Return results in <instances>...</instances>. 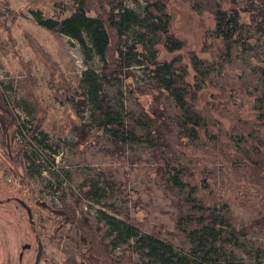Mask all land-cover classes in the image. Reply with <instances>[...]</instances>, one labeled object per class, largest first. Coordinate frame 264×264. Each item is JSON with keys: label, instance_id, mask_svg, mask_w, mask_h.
<instances>
[{"label": "trees", "instance_id": "obj_1", "mask_svg": "<svg viewBox=\"0 0 264 264\" xmlns=\"http://www.w3.org/2000/svg\"><path fill=\"white\" fill-rule=\"evenodd\" d=\"M187 1L195 13L213 21L207 32L215 40L219 54L229 56L226 60L258 44L259 38L251 29L252 0ZM60 7L71 12L49 16L32 9L31 13L40 26L67 35L82 49L86 69L76 86L65 89L67 102L79 111L77 114L85 105L95 134L111 145L126 150L130 144L143 143L162 152L171 188L181 198L176 227L186 240L185 245H176L144 229L138 214L131 218L128 212L123 217L104 208L106 193L110 189L122 190L104 170H99L85 182L83 191L86 201L103 203L96 208L95 217L81 215L65 195L59 196L58 206L42 202L56 222L54 234L67 226L78 229L79 236L66 232L76 244V253L69 254L64 264H264V246L252 242L248 237L250 228L240 227L235 218L231 198H238L236 192L230 190L227 195L221 190L208 195L201 190L206 187L200 188L198 175L194 179L191 159L171 162L165 151L167 140L173 136L195 158L205 160L213 149L231 166L240 160L241 171L231 167L227 180L234 179L240 190L257 196L262 206L258 222L264 225V141L253 137V127L264 133V93H252L246 104L239 105L228 97L220 108L227 114L220 115L231 118L234 124L230 131L221 132L218 121L222 117H211L199 107L200 91L211 81L209 62L189 48L188 40L177 35L170 0H134L129 4L126 0H70L69 6ZM261 64L264 65V56ZM190 66L194 71L192 80ZM139 80L172 99L176 112L165 116V112L146 108L141 102L145 93ZM4 90L0 86V130L4 134L12 130L15 148L5 139L0 142L10 155L18 153L28 177L25 160L31 161L27 150L30 137L41 143L47 139L36 107L39 102L33 100L31 110L35 111L30 113L34 120L28 124L26 118L20 120ZM126 90L139 105L141 102L135 112L127 105ZM253 118L254 122L249 121ZM206 141L215 147H201ZM132 252L139 257L137 262Z\"/></svg>", "mask_w": 264, "mask_h": 264}, {"label": "rangeland", "instance_id": "obj_2", "mask_svg": "<svg viewBox=\"0 0 264 264\" xmlns=\"http://www.w3.org/2000/svg\"><path fill=\"white\" fill-rule=\"evenodd\" d=\"M126 1L129 4L134 0ZM60 4L69 6L70 0H0V86L5 89V96L20 120L26 118L28 124L34 120L30 112L35 111L31 110L32 102L37 99L42 131L47 135L43 143L30 137L27 150L31 161L25 160L28 177L18 153L14 151L10 155L0 142V264H35L38 252L36 234L43 244L39 264H64L69 254L76 253V244L66 232L79 236L77 227L67 226L54 234L56 222L42 204L44 201L58 206L59 196L64 195L79 208L81 215L86 213L95 217L96 208L104 203V208L119 216L125 217L130 212L134 218L138 214L144 229L169 238L176 245H185V237L176 227L181 198L171 188L162 152L143 143L130 144L126 150L111 145L95 134L85 105L79 107L80 113L77 114L79 111L72 109L67 102L65 89L69 85L76 86L86 69L82 49L67 35L40 26L31 13L32 9H40L49 16L68 15L71 11L63 10ZM249 5L253 11L252 34L259 38V42L249 51L226 60L229 56L225 52L219 54L215 40L207 32L213 21L195 13L187 0H170L177 35L188 40L189 48L209 62L211 81L200 91L199 107L205 108L211 117H222L218 121L221 132L230 131L234 124L231 118L220 115L227 114L220 108L228 97L239 105L246 104L252 93H264V65L261 64L264 56V0H252ZM182 52L188 55L186 50ZM190 69L189 80H192V66ZM139 85L144 89L141 102L146 108L165 112V116L176 112L174 102L165 93L155 91L141 80ZM126 97L129 109L134 112L142 106L140 101L139 105L137 100L128 96L127 90ZM23 106H28V110ZM227 109L231 110L232 106ZM249 121L254 122V118ZM253 128V137L264 141L263 129ZM1 139L15 148L12 130L5 134L0 130ZM200 146L215 147L208 141ZM165 151L171 162H176L177 158L182 161L191 159L194 179L198 175L200 188L206 187L201 190L207 191L208 195L209 192L211 196L216 195L221 190L227 195V191H235L238 198H231L234 200L232 209L239 226H248L250 240L264 246V225L258 222L261 202L254 194L240 190L239 182L227 180L231 167L241 171L243 164L240 160L231 166L213 149L205 160L195 158L173 136L167 140ZM99 170H104L122 190L110 189L102 204L86 201L83 197L85 182L95 177ZM20 200L31 207L34 224H31ZM28 244L30 248L26 249ZM131 251L134 249L127 250V253ZM133 252V259L137 262L139 257Z\"/></svg>", "mask_w": 264, "mask_h": 264}, {"label": "water", "instance_id": "obj_3", "mask_svg": "<svg viewBox=\"0 0 264 264\" xmlns=\"http://www.w3.org/2000/svg\"><path fill=\"white\" fill-rule=\"evenodd\" d=\"M20 203L26 208L31 224H34L35 221L33 219V212H32L31 207L22 200H20ZM42 254H43V244L42 242H39V248H38L35 264H39Z\"/></svg>", "mask_w": 264, "mask_h": 264}, {"label": "flooded vegetation", "instance_id": "obj_4", "mask_svg": "<svg viewBox=\"0 0 264 264\" xmlns=\"http://www.w3.org/2000/svg\"><path fill=\"white\" fill-rule=\"evenodd\" d=\"M19 202H20V201H19ZM22 206H23V205H22ZM35 238H36V240H37V244H38V248H39V242H42V241L39 239L38 234H36ZM29 248H30V245L28 244L26 249H29Z\"/></svg>", "mask_w": 264, "mask_h": 264}]
</instances>
